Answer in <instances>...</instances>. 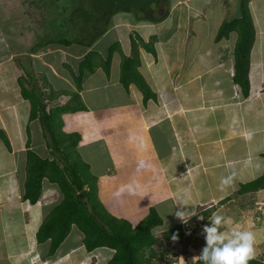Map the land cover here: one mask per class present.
Instances as JSON below:
<instances>
[{
	"label": "crops",
	"instance_id": "1",
	"mask_svg": "<svg viewBox=\"0 0 264 264\" xmlns=\"http://www.w3.org/2000/svg\"><path fill=\"white\" fill-rule=\"evenodd\" d=\"M179 1V9L170 12L162 21H138L134 25L125 19L127 24H122L129 28L125 37L127 39L124 38L127 53L123 52V38L117 37L111 41L112 44L116 41L120 43L119 52H123L126 57H131L133 53L131 34L135 35L130 33L131 28L145 42H148L149 37L150 41H154L153 51L137 42L140 57L138 70L151 91L147 97L136 83L128 87L122 83L123 57L117 59L116 73L113 64L116 52L112 56L110 71L99 65L86 75L78 90L72 71H78L79 62L97 41L93 46L78 52L68 48L66 52L75 54L71 56L76 60V68L70 70V73L56 68L59 80L55 83L47 79V88L42 89L61 92L48 100L49 107L75 104L72 93L79 91L85 108L64 114V130L81 135L78 150L97 177L98 196L111 213L127 218L136 225L149 213L151 207H155L161 215L162 207L167 206L169 221L166 223L161 216L163 224L155 228V232H159L182 225V221L174 214H169L181 201L187 205L183 207L193 215L190 219L192 225L195 221L209 224L208 217L218 212L230 218L228 228L236 227L254 233L255 258L264 260V222H251L249 216L244 215L240 207L236 206L239 197L246 194H257V201L264 203V188L243 194L238 192L242 183L264 173V29L261 27L262 22H258L261 16L255 14L252 0L250 8L256 39L251 52L250 93L245 97L234 80V51L238 32L232 31L229 36L217 40L219 28L225 19L218 22L212 33L202 26L203 22L208 21L206 11L211 6L209 3L199 6L193 0ZM236 17L239 16L233 18ZM114 26H117V22ZM133 26L137 29H133ZM5 49L8 53L12 52L10 47ZM44 49L29 52L35 55L32 60L42 59L43 53L40 51ZM14 53L15 65L12 66H16L15 69L9 66L8 72L0 73V82H4L0 83V130H4L10 139V154L23 155L19 159H10L0 150V230L6 232L2 217L20 210L24 245L6 257L1 252L0 264H55L57 260L60 264H89L94 259L97 260L96 264L101 261L107 264L114 250L109 248L108 252H98L97 248L88 251L81 231H78V237L82 243L65 248H60L63 247L61 244L54 255H49V241L41 243L37 240L38 228L55 206L49 208L56 195L55 188L50 186L46 191L43 189L36 204L23 199L27 142L31 140L32 134L29 127L39 122L38 130L44 133L39 119L28 118L24 134L30 138L13 147L7 123L18 112L20 104H27V99L21 93L19 79L22 76L13 83L11 73L19 68L31 71L30 64L25 69L19 51ZM64 61L63 65L66 66L65 58ZM42 62L43 66L48 67L50 64L47 59ZM40 70L34 65V75L28 76L29 83H35V80L38 82L39 78L36 79L35 74L42 73ZM7 81L13 91H9ZM40 83L43 85L44 82ZM8 93L14 94V99L2 98V95ZM30 142L32 149L39 155L53 158L45 136L37 142ZM42 148L43 152L40 151ZM141 161L144 167H140ZM22 169L25 173L23 175ZM231 172L236 173L234 183L219 190L220 177ZM181 206L177 205L178 208ZM8 217L7 223L10 225L15 216L8 214ZM3 242H7L4 236L0 238V243ZM202 243L195 255L201 253L205 246V242ZM79 250L85 252L80 258L75 256Z\"/></svg>",
	"mask_w": 264,
	"mask_h": 264
},
{
	"label": "trees",
	"instance_id": "2",
	"mask_svg": "<svg viewBox=\"0 0 264 264\" xmlns=\"http://www.w3.org/2000/svg\"><path fill=\"white\" fill-rule=\"evenodd\" d=\"M251 1L241 0V16L224 21L217 34V40L229 36L232 31L239 34L234 51V80L245 97L250 93L251 52L256 39ZM51 2L58 9L52 22L54 32L45 41L30 47V53H35L49 44L70 46L77 43L91 47L105 33V28L99 27V18L106 19V24H109L111 16L125 11L136 14L138 21L155 23L167 18L171 7L170 0H51L48 4ZM162 7L164 9L159 15ZM137 38L142 40L139 35ZM144 45L149 50H154L153 46ZM137 46L133 40L132 56H123L120 78L126 87L136 83L147 97L151 91L138 70L140 57ZM120 48L119 42L113 43L104 62L96 60L99 54L97 50L85 54L79 62L78 71H72L78 90L82 87L84 77L99 65L109 72L113 53ZM27 73L32 76L28 71ZM35 81L33 86L28 87L24 83V77H20L21 93L31 103L30 120L39 119L41 122L53 158L39 155L31 148V140H28L23 199L36 204L43 194L45 179L56 184L62 193L61 201L51 209L38 228L37 240L41 243L49 241V255H54L73 226H76L83 234V243L88 251L102 247L114 250L107 264H154L159 255L166 254L171 249L170 244L163 245V249H156V245L163 244L164 238L173 240V235L177 234L178 239L175 241H181L185 234L182 225L163 231L162 237H159L155 228L163 224V218L155 207H151L149 213L136 225L127 218L111 213L98 196L97 177L78 150L81 135L64 130V114L85 108L79 91L72 93L75 104L49 107L48 100L61 92L53 89L48 92ZM47 84L48 80L44 81L42 87L47 88ZM0 138L11 149L10 139L4 130H0ZM263 188L264 173L242 183L238 192L243 194ZM250 264H264V260L254 258Z\"/></svg>",
	"mask_w": 264,
	"mask_h": 264
},
{
	"label": "rangeland",
	"instance_id": "3",
	"mask_svg": "<svg viewBox=\"0 0 264 264\" xmlns=\"http://www.w3.org/2000/svg\"><path fill=\"white\" fill-rule=\"evenodd\" d=\"M50 1L51 0H0V73L1 74L4 71L8 72L10 70V67H12V69H15L14 67L16 66H12L15 65L13 59L16 58L15 57L16 54L14 53V51H19L21 57L20 60L22 61V64L25 65V69L26 66L30 64L29 69L31 67V71L29 73L32 76L34 75V65L35 66L37 65L38 68H41L40 71H42V73L38 72L35 74L36 79L39 78L38 84L41 86V88L43 85H41L40 82L47 81L46 79H48L49 81L52 80L55 83L59 80L57 76L56 68H58V70L60 69L61 72H69V73L70 70H74L76 68V60L74 61V59L71 56L75 54L72 53L70 54L69 52H66V50L69 48V49H75L78 52V50L80 49L83 50L86 49V47H84L83 45H79L77 43L72 44L70 46H61L58 44H49L45 46L44 47L45 49L40 51L41 53H43L41 56L43 58L36 59L38 64H36L35 60H32L35 55L29 53L30 47H32L34 44L38 42L45 41L46 37L50 33L54 32L52 22L55 19L56 13H58V9L53 5V2H51V4H48V2ZM193 1L194 3H199V6L201 4H206V3H209L211 5L206 11L208 16V18L206 19L208 21L203 22L202 26L204 25V27L207 28V30H209L212 33H214V31L216 30L217 24L221 19L222 20L225 19L226 21L227 19L228 20L233 19L234 16H241V7H240L241 0H193ZM179 2H180L179 0H170V6H171L170 12H174V10L177 11L176 9H179L181 5L179 4ZM252 3H253L252 8L255 14L258 13L261 16L259 18V21L258 20L257 21L262 22L261 27L262 29H264V8H263L264 2L263 0H253ZM163 9H164L163 7L160 9L159 15L162 14ZM99 19L100 21L98 23L100 26L99 25L98 26L104 27L105 33L99 37L96 45H94L90 49V50L99 51V54L96 56L97 57L96 60L98 62H102V61L104 62V60L107 59V56L109 54V47L112 45L111 41H114L117 37L123 38L121 42L122 46L125 47L123 48V52L127 53L128 50L126 48L127 45L124 38L126 37V33L128 31L127 29L129 28H126L125 25L122 24V22L127 24V21H125L126 19L128 20V23H133L134 25L138 24L141 21L138 22L136 18V14H134L133 12L119 11L115 15L111 16L109 24H106L105 22L106 19L103 20L102 18ZM60 22H62V19H60ZM116 22H117V26H114ZM257 24L256 27L258 28ZM133 27H134L133 29H137L135 28V26ZM130 33H133L135 35L133 36L131 34L132 36L131 44H133V40H135L136 43L139 42L141 43V45H144V43L149 46L154 45V41H150V37L148 38V42H144V40L142 42L141 39H137L136 36L138 33L133 32L132 28ZM130 33L129 36L127 35L128 37H130ZM234 34L238 35L237 33ZM8 47L11 48L12 51L11 53L5 51L6 50L5 48ZM256 47H257V42L255 49ZM115 52H116L114 58L115 62L113 64L115 67V72L117 73L116 70L117 62L120 57L122 58L124 56V53L119 52V50H116ZM67 53L68 55H66ZM38 55L39 54H37V56ZM64 58L67 61V65H66L67 67L63 65L65 62ZM46 59L50 60V64H48L49 65L48 67L46 65L43 66L41 64V62ZM16 70H14V72L11 73L13 77V83L17 81L18 77L21 75L22 77H24L25 79L24 83L28 87H31L34 84L33 81H31L32 83L28 82L30 79L28 80L29 77L27 75L28 73L26 70L24 71L22 70V68ZM0 83H4V82H0ZM59 83H61L60 85H62L63 82L60 80ZM7 84L9 85L10 82L7 81ZM52 84L53 83H51L50 85ZM7 87L9 91H13V87H11L10 85ZM2 96H4L2 97L4 100L7 99L11 100L14 99L15 97L14 94L12 93L4 94ZM25 103H27L25 104V106L23 104H20V106L18 107L19 108L18 112L15 115H13V117H11L8 120L9 122L7 123V126L9 128V134L13 142V147L18 146L19 143H21V141L26 142V140L29 137L24 134L25 131L24 129H25V124L27 123V119L29 118L30 120L31 103L29 100H27ZM51 104L53 105L54 103L51 102ZM6 113L7 112H5L4 115H6ZM2 118L4 122L7 121L4 118V116H2ZM38 123L39 122H36L35 124H32L29 127V130L30 131L32 130V134L30 132L28 134L29 135L31 134L30 137H31V141L33 142H37L40 139V137L44 136L38 130V125H39ZM3 143L4 141L0 139V150L2 149L5 155L7 154L10 159L11 158L19 159V156L23 155V153L10 154V150L8 149L7 146L5 147L4 145L5 143L4 144ZM27 147H28V142H27ZM31 148L33 147L31 146ZM43 150H44L43 148L40 149L41 152H43ZM1 153L2 152L0 151V154ZM21 173L23 175L24 173L23 169L21 170ZM50 186L55 188L54 192L56 196L55 199L52 200V203H50L49 208L56 205L62 199V193L60 192L58 186L55 184H50L48 180L45 181L44 183V191H46L47 188ZM257 200H259L257 194H246L242 197H239V199L236 201V206L240 207V210L243 212L244 215L249 216L251 222L252 221L264 222V205L263 203H259ZM162 208L163 209H161V216L163 215L162 217L165 219L167 223V221H169L168 219L169 209H167L168 208L167 206H163ZM119 210H121V208ZM0 213L2 214V212ZM258 213H260L261 215L260 219H258L257 216ZM8 214L12 217L15 216V220L13 222L15 226H13V223L8 225L7 223L9 218ZM8 214L2 217V220L4 219L3 223L5 225V231L7 233L3 232V229L0 230V238L4 236L7 239V242H3V244L0 243V253L3 252L4 257L8 256L9 254H12L15 251H18L20 247H23L24 245V236H23L24 228L22 226L20 210H15L14 214L12 212ZM205 224L206 222L197 223L196 226L192 228L191 232L187 231V235L184 236L181 241L172 240L171 242H168L167 240L168 238H164L162 241H166L167 244H170L171 249L168 250L166 254L159 255L158 259L155 260L154 264H184V261L185 264H190L192 262V257L195 255V253H197L196 249L203 244L202 242H205L204 241L205 237L204 235L201 234L203 232V227ZM0 225L2 226L1 222ZM78 231H80L79 228L76 229L74 226L70 234L62 243L63 247L61 246L60 248H65L69 245H73V244L78 245L79 243H82V240L79 239L78 237V233H79ZM162 233L163 231H159L157 232V235H159V237H162ZM75 236H76V240H75ZM163 245L165 244L161 243L160 245H156L155 248L161 249ZM97 251L108 252L110 250L107 247H103L97 249ZM84 254H85L84 250H79V252L75 253V256L80 258L82 257L81 255ZM93 262H95L94 264H96L97 260L96 259L91 260L89 264H93ZM65 264H68V262ZM99 264H104V263L101 261Z\"/></svg>",
	"mask_w": 264,
	"mask_h": 264
},
{
	"label": "clouds",
	"instance_id": "4",
	"mask_svg": "<svg viewBox=\"0 0 264 264\" xmlns=\"http://www.w3.org/2000/svg\"><path fill=\"white\" fill-rule=\"evenodd\" d=\"M140 167H144V162H140ZM236 173L231 172L228 175H222L219 180V190L230 187L235 180ZM177 205H182L177 207ZM182 201L177 203L172 213L183 223L193 216L190 210H186ZM210 223L204 225L203 232L205 237V246L199 255L192 257L191 264H250L255 258V235L252 231L241 230L236 227L228 228L231 223L230 218L213 212L208 217ZM173 241L178 239V234L173 235ZM55 264H60L57 260ZM185 264V261H184Z\"/></svg>",
	"mask_w": 264,
	"mask_h": 264
},
{
	"label": "built area",
	"instance_id": "5",
	"mask_svg": "<svg viewBox=\"0 0 264 264\" xmlns=\"http://www.w3.org/2000/svg\"><path fill=\"white\" fill-rule=\"evenodd\" d=\"M264 204V203H263ZM196 221H195V223L192 225V224H190V220L188 221V223H183L182 222V227H183V231H184V236H186L187 235V231H189V232H191L192 231V228H194L195 226H196ZM187 228H188V230H187ZM168 240V242H171L172 240H170V239H167ZM163 244H165V245H167V243H166V241H163Z\"/></svg>",
	"mask_w": 264,
	"mask_h": 264
},
{
	"label": "bare ground",
	"instance_id": "6",
	"mask_svg": "<svg viewBox=\"0 0 264 264\" xmlns=\"http://www.w3.org/2000/svg\"><path fill=\"white\" fill-rule=\"evenodd\" d=\"M40 204V203H39ZM77 251V250H76ZM86 264V263H85Z\"/></svg>",
	"mask_w": 264,
	"mask_h": 264
}]
</instances>
